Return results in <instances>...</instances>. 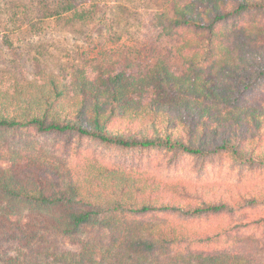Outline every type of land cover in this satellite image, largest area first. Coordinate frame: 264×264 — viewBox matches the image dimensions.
Listing matches in <instances>:
<instances>
[{
	"label": "trees",
	"instance_id": "trees-1",
	"mask_svg": "<svg viewBox=\"0 0 264 264\" xmlns=\"http://www.w3.org/2000/svg\"><path fill=\"white\" fill-rule=\"evenodd\" d=\"M53 4L41 15L87 21L94 11L87 0ZM262 14L264 0H191L172 16L159 14L164 34L182 38L177 54L194 78L162 64L138 76L135 62L124 60L95 74L77 68L71 81L39 74L13 91L0 88V264H263L210 250L218 237H190L174 221L264 206L261 189L220 190L212 183L171 188L115 165L89 164L90 174L79 176L23 158L15 140H6L16 134L74 136L208 160L230 153L262 165L264 109L243 101L246 91L264 81V22L256 19ZM11 21L18 28L28 23L15 14ZM149 89L155 95L146 100ZM101 216L108 242L101 243L100 260L89 246L75 252L53 248L57 237Z\"/></svg>",
	"mask_w": 264,
	"mask_h": 264
},
{
	"label": "rangeland",
	"instance_id": "rangeland-1",
	"mask_svg": "<svg viewBox=\"0 0 264 264\" xmlns=\"http://www.w3.org/2000/svg\"><path fill=\"white\" fill-rule=\"evenodd\" d=\"M87 1L93 6L92 18L73 21L69 14L64 18L41 15L46 8H53L54 0H0L1 89L13 91L37 80L39 74L71 81L77 68L95 74L115 69L124 60L135 62L134 74L138 76H144L155 65L162 64L175 75L196 77L177 54L182 38L165 35L158 21L159 14L172 16L175 7L185 6L191 0ZM13 14L26 18L33 27L25 23L18 28V23L11 21ZM256 19L264 22V14L256 16ZM154 95L155 90L149 89L146 100ZM243 101L246 105L264 109V81L246 91ZM6 140H15V152L28 160L36 158L43 164L58 166L79 176L90 174L86 168L89 164L115 165L131 168L136 174L154 176L171 188L212 183L220 190L229 188L234 191L246 187L264 191V164H253L230 153L208 160L176 155L168 149L107 147L91 139L79 140L74 136L16 134V139L11 140L7 136ZM19 205L28 207L22 203ZM52 214L57 215V212ZM160 220L172 222L169 218ZM261 220H264L262 205L244 207L233 214L209 220L176 217L174 221L190 237H218V241L209 244L210 250L244 254L253 262L264 264V222ZM103 226L102 216L98 217L75 234L57 237L53 248L75 252L89 246L93 248L89 249L93 251V259L98 261L101 243L108 242L107 232H102Z\"/></svg>",
	"mask_w": 264,
	"mask_h": 264
}]
</instances>
